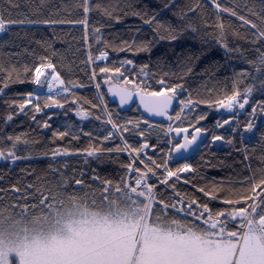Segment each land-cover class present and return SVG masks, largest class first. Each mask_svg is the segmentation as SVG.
<instances>
[{"label":"snow or ice","instance_id":"6c2138e0","mask_svg":"<svg viewBox=\"0 0 264 264\" xmlns=\"http://www.w3.org/2000/svg\"><path fill=\"white\" fill-rule=\"evenodd\" d=\"M124 7L130 6H121L119 0H61V6L49 0H0V33H11L0 41V47L27 38L29 44L34 42L48 53L37 55L35 49L24 46L22 52L35 57L31 63L18 67L0 60V96L6 97V108L0 114V160L8 162L9 174L36 156L53 160L47 165L52 178L41 181L38 177V182L30 178L35 172L30 166L19 168L21 175L14 181L0 172V264H264V124L257 125L264 115V0H187L181 4L162 0L155 8L145 4L131 12ZM167 11L175 22L161 18ZM67 12L74 15H65ZM94 15L98 18L93 19ZM127 15L139 17L140 23L128 25L129 38L112 45L103 30ZM64 25L83 29L85 63L92 65L88 82L94 81L96 97L95 102L87 99L90 107L81 105L84 98L74 91L87 84L66 79L62 70L71 73V64H63L62 56L59 62L54 59L60 55L54 43L63 39L57 29ZM13 26L19 30L13 31ZM44 26L51 35L36 39V32ZM146 26L152 31L151 38L145 35ZM182 34L200 39L211 35L225 56L245 62L246 67L233 69L231 92L216 100L194 98L191 92L183 98V80L169 81L175 73L150 75L155 44L175 41ZM93 41L104 49L94 53ZM108 48L117 53H148L149 61L138 64L137 59L124 55L109 62ZM185 59V74L192 73V59ZM97 61L103 66L98 67ZM13 84L26 88L12 92ZM109 93L118 98L115 109L109 106ZM136 96L147 113L166 117L167 123H157L143 113L135 119L123 116L122 106ZM174 101H178L176 107ZM198 104L227 112L210 129L200 125L207 119V111L188 115ZM66 105L80 118V124L67 121L63 130H53L52 139L71 137V144L83 136L92 141L87 146L57 143L54 150L38 151L39 141L15 131L14 117L21 114L49 129V119L37 120L36 113L53 106L65 109ZM241 112H246L243 120ZM46 115L57 113L48 111ZM86 120L93 123L87 131ZM225 126L230 131H217ZM205 134L207 143L201 139ZM151 136L156 143L150 142ZM253 136L255 144L244 142ZM115 140L120 143L105 144ZM217 142L243 157L240 163L249 172L239 177L238 187L231 177L227 184L223 178L211 184L195 179L199 165L184 154L202 153ZM148 149H157L159 155H149ZM122 153L128 160L116 161L124 175L115 180L101 176L96 168L89 170V180L85 168L69 163L73 155L83 154L86 166L90 160L103 165L106 158L111 161ZM254 155L260 162L256 169L251 163ZM176 158L183 162L173 166ZM200 159L205 157L201 154ZM180 181L194 191L183 190ZM217 201L223 206L214 208Z\"/></svg>","mask_w":264,"mask_h":264},{"label":"trees","instance_id":"16d2710c","mask_svg":"<svg viewBox=\"0 0 264 264\" xmlns=\"http://www.w3.org/2000/svg\"><path fill=\"white\" fill-rule=\"evenodd\" d=\"M23 2V0H22ZM38 2V0H37ZM49 2L54 6H61V0H49ZM65 3H72L73 0H64ZM108 2V0H105ZM116 2V0H113ZM187 0H177L178 4L185 3ZM121 6L129 5L130 7H124L123 10L126 12H131L134 7H143L147 4L150 8H155L158 5L162 4V0H119ZM50 11V9H48ZM65 15L72 16L74 13L67 12ZM95 15L93 19H97ZM163 19H171L175 22V17L172 12L167 11L165 17H161ZM211 18V17H210ZM107 17H103L102 20L107 22ZM227 19V17L225 18ZM139 17L127 15L124 17L123 21H112L111 27H106L103 30V35L106 40H108L112 45H117L121 40L128 39L129 33L125 30L128 25L139 24ZM18 26H13V31H18ZM58 34L63 36L62 40L56 41L54 43V47L59 50L60 55L55 57L54 59L59 62L61 56L63 57V64H71L72 72L68 73L65 70H62V74L65 75L66 79H79L82 82L87 84L86 88L80 89L75 88L74 91L78 93L79 97L84 99L80 100V104L85 107H90L87 104V99H93L96 101L95 97V89H94V81L88 82V74H90V70L92 65L90 63H85L87 58V48L84 46V41L82 39L83 29L79 26L73 28L72 26L64 25L57 29ZM11 33H0V41L8 39ZM45 35L50 36L51 30L46 26L42 27L39 31L36 32V39H41ZM145 35L148 38H151L152 31L149 27L145 28ZM141 39L144 36L140 37ZM244 46L247 47L246 42ZM24 46L29 47L30 49H35L37 55L40 54H48L45 49L35 44L34 42L29 44L28 39L17 40L15 44H8L0 47V60L5 61L7 64H16L18 67L23 63L28 62L31 63L35 57L30 55L29 53L22 52V48ZM104 49V45L100 44L99 46L93 41V51L94 53H98L100 50ZM110 61L111 60H119L124 55H128L137 59V63L140 62H148L149 54L148 53H128L122 52L117 53L113 50V48H108ZM16 53H21L20 55H16ZM158 57H164L163 60H158ZM186 57H191L193 64V72L185 74L186 65L188 64ZM151 64L149 65L150 75H155L157 72L164 73H175V76H170L169 81L178 82V80L182 79L184 82V97L187 98V94L189 92L192 93L194 98L199 99H210L216 100L221 98L225 93L231 92L232 84H233V69L239 71L241 67H246L247 65L242 59H234L230 56H225L224 50L221 46L216 44L213 41L211 35H206L204 39L193 38L192 34H182L175 41L161 40L155 44L153 48V52L151 54ZM98 67L103 66L99 61L96 62ZM26 88L25 85L13 84L10 85V89L12 92L16 91H24ZM106 98L109 100L108 96ZM259 94H256V99H259ZM6 99L5 96H0V114H2L6 108V105L3 104V100ZM72 103V101H69ZM109 106L111 109H115L116 104L111 103L109 100ZM31 108V106H27ZM248 107V106H246ZM68 110V115H63L64 111ZM201 111H207L209 113L207 119L205 121H200V125L207 126L210 129L213 127L214 121L220 117L223 113L220 109L211 108L209 105L198 104L197 108L188 115H197ZM48 111L45 110L44 113H36L37 120L49 119V123L51 127L49 129L41 128L36 122L31 120L30 115L25 116L23 114L14 117L15 120V131L16 132H26L30 139L39 141L36 145L38 151H51L55 149L57 143L64 147H85L88 143L92 142L89 138L81 137L80 141L72 140V143L69 144V140L71 137H67L63 140L60 138L52 139L53 130L59 128L63 130L66 126V122L71 120L74 124H80V118L76 117L68 106H65V109L61 111L56 110L52 111L57 113V115L48 116L46 115ZM123 116L135 119L141 115L136 105L128 111L122 113ZM174 115V113H173ZM225 115V114H224ZM222 115V116H224ZM246 118V112H241L240 119L243 120ZM264 115L260 117L257 121L258 127L261 124H264L262 120ZM0 119H2V115H0ZM23 121V123H21ZM98 123V122H97ZM179 122H177L178 124ZM85 131L89 128L93 127V123L90 120L84 121L83 124ZM177 126V125H176ZM11 126L8 127V131H12ZM225 130H229L228 126H225V129H217L219 132H223ZM102 132V129H100ZM148 135V133H146ZM142 142V138L137 137ZM97 144L98 141H95ZM136 140H133L135 143ZM151 143H156V137H150ZM207 143V139L204 141ZM245 143L255 144L256 137L253 136L244 141ZM115 143H120L119 140L112 141L111 143L105 142L107 146H112ZM163 146V145H161ZM241 145L237 143L236 147H240ZM149 155H159L157 149H148ZM257 153L259 152V148H257ZM215 153V155H212ZM201 154L205 157V160H201ZM83 154L73 155L69 159V163L73 167L85 168V171L88 172V179L90 180L91 168H96L101 176H106L112 178L113 180L119 178L124 175L123 170L120 167V164L116 161L119 160L121 162H127L128 156L126 153H122L120 156H114L111 161L105 160L103 165L96 163L94 160H90L87 166L83 160ZM243 159L242 155H238L234 149L230 146L221 143L219 147H212L206 151L195 152V154L190 158V161L194 164H198V174L195 179L203 184H211L220 182L221 178H223L225 184L229 183V177H231V182L233 186L238 187L239 185V177L241 175H247L249 170L244 169L243 165L240 163V160ZM183 160L173 162V166L175 163H182ZM7 163L3 160H0V172L4 173L8 178L13 181L16 179L18 175H21L19 172V168H24L30 166L31 168H35V172L31 173L30 178L34 182H38L37 178L40 180H44L45 178L51 179V174L47 168L49 163H53L52 158L44 157V156H36L33 159L25 160L19 164L18 167H14L12 173L9 174L7 172ZM251 163L253 168L256 169L260 164L259 160L254 155L252 157ZM212 165V166H209ZM57 166H60L59 164ZM45 173H49L47 177H45ZM125 179L127 177L125 176ZM181 188L185 191L192 192L194 189L192 186L185 184L183 181L179 182ZM198 195H200L197 192ZM0 196H3V193H0ZM204 199V197H201ZM7 202L6 199L4 201ZM2 206V204H0ZM223 206L222 202L217 201L214 202L213 207Z\"/></svg>","mask_w":264,"mask_h":264},{"label":"water","instance_id":"95a60500","mask_svg":"<svg viewBox=\"0 0 264 264\" xmlns=\"http://www.w3.org/2000/svg\"><path fill=\"white\" fill-rule=\"evenodd\" d=\"M107 96H108V98H109V100H110L111 103H114L116 105L119 103L118 98H113L110 93ZM134 105L137 106V108H138V110H139V112L141 114L143 113L145 116H148L149 118H154L157 121V123H167V118L166 117H152L151 114L147 113L143 109V106L139 104V98H138V96L134 97V100L132 102H129L128 105L122 106V108L124 109L122 113L130 111L133 108ZM174 107H176V101H174ZM45 110L46 111H56V110L61 111L62 109H58L55 106H53L51 109H45ZM189 131L191 132L192 130L190 129ZM201 139L204 142L207 139V134H205L204 136H202ZM220 144H221V142H217L216 144H214V147H219ZM195 152L196 151H190L188 153H185L184 155H185V157H187L188 159H190L195 154ZM177 161H181V159L176 158L174 160V162H177Z\"/></svg>","mask_w":264,"mask_h":264},{"label":"rangeland","instance_id":"374dc122","mask_svg":"<svg viewBox=\"0 0 264 264\" xmlns=\"http://www.w3.org/2000/svg\"><path fill=\"white\" fill-rule=\"evenodd\" d=\"M176 105H178V101H177V104ZM220 111H222V113H223L222 115L226 114V112H227V110H222V109H220ZM262 120L264 121V118Z\"/></svg>","mask_w":264,"mask_h":264}]
</instances>
